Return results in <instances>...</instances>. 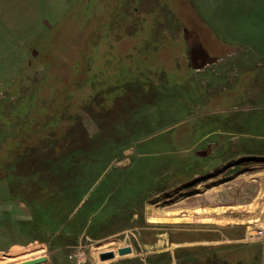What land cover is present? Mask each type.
Segmentation results:
<instances>
[{"label":"rangeland","instance_id":"rangeland-1","mask_svg":"<svg viewBox=\"0 0 264 264\" xmlns=\"http://www.w3.org/2000/svg\"><path fill=\"white\" fill-rule=\"evenodd\" d=\"M202 1L0 0V264H264V68Z\"/></svg>","mask_w":264,"mask_h":264},{"label":"crops","instance_id":"crops-1","mask_svg":"<svg viewBox=\"0 0 264 264\" xmlns=\"http://www.w3.org/2000/svg\"><path fill=\"white\" fill-rule=\"evenodd\" d=\"M214 2L215 5L209 4L211 8L207 9L206 12V2L202 1L204 25L206 24L211 28L216 41L221 40V43H224L225 46L239 52L241 66L247 69V72L244 73L254 76L255 70L260 67H258L259 63L264 68V1L257 5L250 0L245 4V7H240L238 0ZM260 4L263 5L260 6ZM204 49L206 50L205 47ZM257 58H260V60L258 61ZM242 79L248 80L247 77L241 78V75H239L235 86L237 94L242 93L247 86L246 83L243 84ZM261 84L264 89V83ZM253 88L258 89L256 86ZM251 95L252 93L250 97ZM35 261H42L37 264L46 263L45 258H37L12 264H31Z\"/></svg>","mask_w":264,"mask_h":264},{"label":"water","instance_id":"water-1","mask_svg":"<svg viewBox=\"0 0 264 264\" xmlns=\"http://www.w3.org/2000/svg\"><path fill=\"white\" fill-rule=\"evenodd\" d=\"M190 56H191V62H192L194 69L202 68L207 64V62L212 61V59H210L208 57V55L206 54L205 50L202 49L201 47H196V48L192 49ZM128 253H129V249H125V250L123 249V250L119 251L120 256L128 254ZM113 257H114V255L107 254L105 257H102V260H104L106 258L111 259ZM40 262H42V261H35L31 264H37Z\"/></svg>","mask_w":264,"mask_h":264},{"label":"bare ground","instance_id":"bare-ground-1","mask_svg":"<svg viewBox=\"0 0 264 264\" xmlns=\"http://www.w3.org/2000/svg\"><path fill=\"white\" fill-rule=\"evenodd\" d=\"M37 254H39V253H37ZM32 256H35V254H33V255H31V256L28 255V256H26L25 258H18V259H12V260L8 259L7 262H3V263H1V264H8V263L12 264V263H16V262H18V261H20V260H25V259H27V258H29V257H32ZM28 260H30V258H29Z\"/></svg>","mask_w":264,"mask_h":264},{"label":"trees","instance_id":"trees-1","mask_svg":"<svg viewBox=\"0 0 264 264\" xmlns=\"http://www.w3.org/2000/svg\"><path fill=\"white\" fill-rule=\"evenodd\" d=\"M27 180H28V178H27ZM56 197L58 198V195ZM12 198H16V195L14 197H12Z\"/></svg>","mask_w":264,"mask_h":264}]
</instances>
